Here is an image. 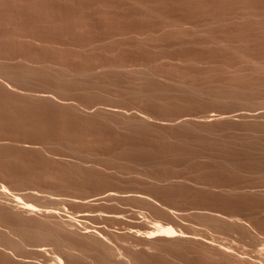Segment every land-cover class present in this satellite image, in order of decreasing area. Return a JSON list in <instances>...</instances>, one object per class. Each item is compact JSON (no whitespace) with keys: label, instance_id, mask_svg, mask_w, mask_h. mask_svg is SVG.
<instances>
[{"label":"rangeland","instance_id":"374dc122","mask_svg":"<svg viewBox=\"0 0 264 264\" xmlns=\"http://www.w3.org/2000/svg\"><path fill=\"white\" fill-rule=\"evenodd\" d=\"M262 68L264 0H0V264H236L209 244L264 240Z\"/></svg>","mask_w":264,"mask_h":264},{"label":"bare ground","instance_id":"6f19581e","mask_svg":"<svg viewBox=\"0 0 264 264\" xmlns=\"http://www.w3.org/2000/svg\"><path fill=\"white\" fill-rule=\"evenodd\" d=\"M252 62V61H251ZM256 63V62H255ZM259 64V63H258ZM256 65V64H255ZM261 69V68H260ZM263 69V68H262ZM264 70V69H263ZM51 97V96H50ZM52 98V97H51ZM50 99V98H49ZM255 112H257V111H255ZM258 113V112H257ZM260 113V115L259 116H261L262 118H263V116H264V112H259ZM253 115V114H252ZM258 115V114H257ZM245 116V115H244ZM251 116V115H250ZM253 117V116H252ZM251 117V118H252ZM258 117V116H257ZM260 117V118H261ZM145 118V117H144ZM247 118V117H246ZM146 119V118H145ZM259 119V118H258ZM264 119V118H263ZM144 121V120H143ZM142 121V122H143ZM146 122V121H145ZM264 175V174H263ZM263 180V179H262ZM260 182V181H259ZM219 183V182H218ZM222 183V182H221ZM254 184V183H253ZM211 185V184H210ZM238 185H240V184H238ZM245 185V184H244ZM262 185V184H261ZM249 186V185H248ZM259 186V185H258ZM242 187V186H241ZM245 187V186H244ZM255 187V186H254ZM253 187V188H254ZM204 188V187H203ZM206 188V187H205ZM212 188V187H211ZM210 188V189H211ZM226 188V187H225ZM246 188V187H245ZM252 188V190H254V189H256V188H254L253 189ZM209 189V190H210ZM224 189V188H223ZM209 190H207V191H209ZM226 190V189H225ZM234 190V189H233ZM232 190V191H233ZM240 190V189H239ZM243 190H245V189H243ZM252 190H250V191H252ZM257 190H260V189H257ZM263 190V189H262ZM5 191V190H4ZM3 191V192H4ZM217 191H219V190H217ZM229 192H231L230 190H228ZM237 192V191H236ZM253 192V191H252ZM8 193H10V191L8 192ZM234 193V192H233ZM232 193V194H233ZM240 193H241V191H240ZM240 193H239V195H240ZM244 193V192H243ZM254 193V192H253ZM257 193V192H256ZM7 194V192H5V195ZM11 194V193H10ZM9 194V195H10ZM249 194V193H248ZM258 194H260V192L258 193ZM9 195H7V197L6 198H10L9 200L13 203V205H12V209L15 211V213L18 215V216H20V215H22V217H23V215H29V216H38V215H45V217L47 216V215H49L50 217L52 216L53 218H55L53 215H50L51 213H50V211H48V212H46V211H44V212H42V209H40V208H37V207H35L34 205H31L30 203H26L22 198H21V196H9ZM14 195V194H13ZM226 195V194H225ZM228 195V194H227ZM238 195V194H237ZM247 195V194H246ZM37 196H38V194H37ZM23 197V196H22ZM29 197V196H28ZM30 198V197H29ZM8 199H6L7 201H8ZM108 199V198H107ZM26 200V199H25ZM28 200H30V199H28ZM31 200H32V197H31ZM33 201V200H32ZM29 202V201H28ZM8 203V202H7ZM4 205V204H3ZM6 205V204H5ZM10 205V204H9ZM35 205H37V204H35ZM162 205V204H161ZM1 208H3V207H1ZM45 208V207H44ZM163 208H164V206H163ZM5 209H6V206H5ZM4 209V210H5ZM48 209H50V208H48ZM212 209V208H211ZM215 209V208H214ZM219 209H221V208H219ZM2 210V209H1ZM9 210H11V207H10V209ZM210 210V209H209ZM208 210V211H209ZM224 210V209H223ZM167 211V210H166ZM165 211V212H166ZM168 212H170V211H168ZM226 212V211H225ZM238 212V211H237ZM14 213V214H15ZM101 213V212H100ZM107 213V212H106ZM178 213V212H177ZM228 213V212H227ZM10 214H11V212H10ZM90 214V213H89ZM116 214V213H115ZM202 214V213H201ZM213 214V213H212ZM218 214V213H217ZM222 214V213H221ZM254 214V213H253ZM262 214V213H261ZM12 215H13V212H12ZM17 215H15V216H17ZM91 215V214H90ZM114 215V214H113ZM200 215V214H199ZM209 215V214H208ZM225 215V214H224ZM223 215V216H224ZM234 215L235 214H233V216H230L229 218L227 217V219H226V217H224L225 218V220H223V222H221L222 224H219L220 226H221V231H223L224 232V230L222 229V226H223V228H226V230L228 229V232L230 233H234V230L235 229H238L239 231H241V234L243 235V236H245V237H247V236H252V234H254L253 233V231H251L250 230V228H247L245 225H243L242 223H241V220H243V218L244 217H242V219H240L239 218V216H238V218H236V217H234ZM239 215V214H238ZM251 215V214H250ZM17 216V217H18ZM105 216V215H104ZM121 216V215H120ZM209 216H211V214L209 215ZM215 216V215H214ZM216 216H218V215H216ZM237 216V215H236ZM38 217H40V216H38ZM48 217V216H47ZM101 217V216H100ZM117 217V216H116ZM171 217V216H170ZM184 217V216H183ZM189 217V216H188ZM207 217V216H206ZM212 217V216H211ZM210 217V218H211ZM221 217H222V215H221ZM251 217H252V215H251ZM258 217V216H257ZM262 217V216H261ZM3 218H5V217H3ZM10 218V217H9ZM14 218H16V217H14ZM35 218V217H34ZM37 218V217H36ZM57 218V217H56ZM181 218V217H180ZM248 218V217H247ZM246 218V219H247ZM250 218V217H249ZM11 219V218H10ZM30 219V218H29ZM31 219H33V218H31ZM47 219V218H46ZM168 219V218H167ZM211 219H213V218H211ZM211 219L209 220V222L211 221ZM222 219H223V217H222ZM245 219V218H244ZM253 219V218H252ZM28 220V219H27ZM34 220V219H33ZM45 220V219H44ZM53 220H55V219H53ZM61 220V219H60ZM111 220V219H110ZM115 220V219H114ZM143 220V219H142ZM147 220V219H146ZM145 220V221H146ZM203 219H201V221H202ZM218 220V222L220 223V221H219V219H217ZM217 220H215L216 222H217ZM220 220H221V218H220ZM250 220V219H249ZM4 221H5V219H4ZM15 221V220H14ZM37 221H39L38 219H37ZM168 221V220H167ZM200 221V222H201ZM244 221V220H243ZM247 221V220H246ZM251 221V220H250ZM3 222V221H2ZM9 221H7V223H8ZM35 222V221H34ZM44 222V221H43ZM43 222L41 223H38L37 225H39V224H43ZM53 222H55V221H53ZM80 222V221H79ZM78 222V223H79ZM152 221H150V223H151ZM205 222V221H204ZM248 222V221H247ZM253 222V221H252ZM251 222V223H252ZM6 223V224H7ZM31 223V222H30ZM29 223V224H30ZM69 223L71 224V225H73L74 223L73 222H71V221H69ZM208 223V222H207ZM212 223V222H211ZM250 223V222H249ZM250 223V224H251ZM3 224V223H2ZM23 224H24V222H23ZM31 224H33V223H31ZM50 224V223H49ZM53 223H51V225H52ZM84 224V223H83ZM82 224V225H83ZM86 224V223H85ZM143 224V223H142ZM151 224H153V223H151ZM206 224V223H205ZM216 224V223H215ZM214 224V225H215ZM247 224V223H246ZM4 225V224H3ZM12 225H14V223L12 224ZM25 225V224H24ZM62 226L63 225H65V223L64 224H61ZM71 225L69 226V227H71ZM74 225H76V224H74ZM147 225V224H146ZM217 225V224H216ZM218 225V226H219ZM19 226V225H18ZM27 226H29V225H27ZM45 226H47V225H45ZM44 226V227H45ZM54 226V225H53ZM53 226H51V227H53ZM77 226H79V225H77ZM76 226V227H77ZM157 228H158V226L157 225H155ZM162 226H164V225H162ZM162 226H159V227H162ZM177 226V225H176ZM200 226H202V225H200ZM208 226V225H207ZM212 226H213V224H212ZM218 226H217V228L216 229H218ZM2 227H4V226H2ZM7 227V226H6ZM16 227V226H15ZM23 227V226H22ZM22 227H19V228H22ZM32 227H34V226H31V228ZM48 227H50V226H48ZM59 227V226H58ZM61 227V226H60ZM84 227V226H83ZM88 227V226H87ZM145 227V226H144ZM153 227V226H152ZM172 226H168V227H165L164 226V228H158V229H154V230H151L150 231V233H148V235L146 234V233H144V234H146L147 236H146V238L148 237V238H154V237H159L160 236V238L161 237H164V238H168V239H170V238H175V237H180V233L179 232H177L176 231V229H177V227L175 228V230H174V228L172 227ZM204 227H206V226H204ZM213 227H215V226H213ZM250 227V226H249ZM18 228V230H20ZM30 228V227H29ZM28 228V229H29ZM40 228V227H39ZM56 228V227H55ZM73 228H75V226L73 227ZM129 228H130V225H129ZM134 228V227H133ZM155 228V227H154ZM186 228H188V227H186ZM192 228V227H191ZM9 229V228H8ZM16 229V228H15ZM25 230L24 231H26V228H24ZM34 229V228H33ZM32 229V230H33ZM45 229H47V228H45ZM44 229V230H45ZM51 229V228H50ZM49 229V230H50ZM57 229V228H56ZM134 229H136V228H134ZM180 229H181V227H180ZM193 229V228H192ZM191 229V230H192ZM200 229V228H199ZM205 229V228H204ZM209 229H210V227H209ZM215 229V231H217ZM220 229V228H219ZM218 229V230H219ZM2 230H4V229H2ZM13 230V229H12ZM17 230V231H18ZM23 230V229H22ZM41 230H42V228H41ZM40 230V231H41ZM48 230V229H47ZM46 230V231H47ZM54 230V229H53ZM73 230V229H72ZM132 230V229H131ZM143 231H144V229H142ZM179 230V229H178ZM190 230V231H191ZM195 230V229H194ZM207 230V229H206ZM225 230V231H226ZM253 230V229H252ZM9 231H11V230H9ZM8 231V232H9ZM30 230H28V231H26V233L25 234H27L28 232H29ZM39 231V232H40ZM57 231V230H56ZM179 231H181V230H179ZM195 231H197V230H195ZM255 231V230H254ZM15 231H13V233H14ZM21 232V231H20ZM53 232V231H52ZM59 232V231H58ZM61 232H63V231H61ZM79 232V231H78ZM145 232V231H144ZM187 232V231H186ZM207 232V231H206ZM219 232H220V230H219ZM1 233V232H0ZM33 233H36V232H33ZM32 233V234H33ZM41 233V232H40ZM44 233V232H43ZM54 233V232H53ZM67 233V232H66ZM179 234V236L177 235V234ZM191 233H193V232H191ZM225 233V232H224ZM236 233H238V232H236ZM235 233V234H236ZM258 233V232H257ZM18 234H19V236L21 235V233H19V231H18ZM25 234H22V235H24V236H26V240H27V236H29V235H25ZM70 234V233H69ZM137 234V233H136ZM184 233H182L181 232V237H183L184 235H183ZM201 234V233H200ZM205 234V233H204ZM207 234V233H206ZM211 234V233H210ZM216 234H217V232H216ZM263 234V233H262ZM2 236L4 235V234H1ZM6 235V234H5ZM16 235V234H15ZM37 235H38V231H37ZM37 235H35V236H37ZM44 235V234H43ZM46 235H47V232H46ZM57 235V234H56ZM84 235L85 236H88V237H90V238H93V239H96V240H99V242L102 244V246L104 247L103 248V250H105V248L107 249V252H108V254L111 256L110 258H109V260H111V258H113V259H116V258H118L119 256H120V254H119V252L117 251V249L115 250V248H112V247H110V246H108V244H107V242H106V240H102V236L101 235H99V234H97V233H95V232H92V231H86L85 233H84ZM141 235V234H140ZM186 235V234H185ZM213 235V234H212ZM211 235V236H212ZM215 235V234H214ZM220 235H222V234H220ZM227 235V234H226ZM234 235V234H233ZM255 235V234H254ZM13 236V235H12ZM17 236V235H16ZM31 236V235H30ZM29 236V237H30ZM34 236V235H33ZM39 236V235H38ZM37 236V237H38ZM45 236V235H44ZM83 236V235H82ZM114 236V235H113ZM116 236V235H115ZM123 236V235H122ZM193 236H195V234L193 235ZM198 236H202V235H199L198 234ZM205 236H208V235H205ZM210 236V235H209ZM210 236V237H211ZM15 237V236H14ZM22 237V236H21ZM20 237V238H21ZM29 237H28V239H29ZM41 237V236H40ZM45 237H47V236H45ZM52 237H53V235H52ZM59 237V236H58ZM84 237V236H83ZM106 237V236H105ZM128 237H130L129 235H128ZM188 237H190V236H188ZM227 237H229V236H227ZM234 237H236V236H234ZM240 237L243 239V237L240 235ZM244 237V238H245ZM249 237V238H250ZM261 237H263V236H261ZM1 238V237H0ZM11 239L13 238V237H10ZM18 238V237H17ZM19 238V239H20ZM22 238H24V237H22ZM89 238V239H90ZM109 238V237H108ZM107 238V239H108ZM117 238V237H116ZM136 238V237H135ZM184 238V237H183ZM187 238V237H186ZM217 238V237H216ZM238 238H239V235H238ZM248 238V237H247ZM256 238V236L254 237V239ZM14 239V238H13ZM18 239V241H20ZM25 239V238H24ZM32 239V238H31ZM41 239V238H40ZM39 239V240H40ZM56 239V238H55ZM75 239H76V236H75ZM79 239V238H78ZM81 239V238H80ZM87 239V238H86ZM92 239V240H93ZM113 239V238H112ZM112 239H110V240H112ZM140 239V238H139ZM138 239V240H139ZM190 239V238H189ZM195 239H198V238H196L195 237ZM209 239V238H208ZM211 239V238H210ZM209 239V240H210ZM220 239H221V236H220ZM219 238H217V239H211V241H212V243H210L209 245H211V248L212 249H214L215 251H216V253L217 254H219V255H221L222 256V258L224 257V258H226L227 260L226 261H231V262H233V263H236V264H264V244H262L263 243V241L264 240H262L261 242L262 243H259L257 240H255V241H257V242H254L252 239H250V242H253L252 244H253V246H252V248H251V246H249L251 249L250 250H248V249H243L242 247H240V246H237V247H235V246H233V245H231L230 243H225V241L223 242L222 240H220ZM30 240V239H29ZM37 240H38V238H37ZM42 240V239H41ZM49 240V239H48ZM68 240V239H67ZM84 240H85V238H84ZM91 240V239H90ZM208 240V241H209ZM249 239H247V241H248ZM258 240H260V239H258ZM8 241H9V239H8ZM13 241V240H12ZM16 241V240H15ZM22 241V240H21ZM55 241V240H54ZM135 241V240H134ZM141 241V240H140ZM143 241V240H142ZM187 241V240H186ZM189 241V240H188ZM204 241V240H203ZM9 242H11V241H9ZM32 242H33V240H32ZM35 242V241H34ZM33 242V243H34ZM53 242V241H52ZM58 241H55V242H53V243H57ZM62 242V241H61ZM64 242V241H63ZM71 242V241H70ZM98 242V243H99ZM106 242V243H105ZM110 242V241H109ZM146 242V241H145ZM152 242V241H151ZM178 242V241H177ZM207 242V241H206ZM235 242V241H234ZM233 242V243H234ZM242 241H240V243H241ZM246 242V241H245ZM244 242V243H245ZM5 243H7L8 244V242H5ZM18 243H20V242H18ZM35 243H38L37 241L35 242ZM34 243V244H35ZM40 243V242H39ZM45 243V242H44ZM65 243H67V242H65ZM74 243V242H73ZM90 243V242H89ZM94 242H92L91 244H93ZM96 244H97V242H95ZM99 243V244H100ZM111 243V242H110ZM109 243V244H110ZM140 243H142V242H140ZM202 243V242H201ZM236 243V242H235ZM239 243V242H238ZM11 244V243H10ZM27 244H29V243H27ZM33 244V248L35 247L36 248V244L34 245ZM43 244V243H42ZM59 244V243H58ZM95 244V245H96ZM137 244V243H136ZM143 244V243H142ZM151 244V243H150ZM159 244H161V242L159 243ZM198 244V243H197ZM207 244V243H206ZM251 244V245H252ZM6 245V244H5ZM17 245V244H16ZM32 245V244H31ZM31 245H29V247L31 246ZM38 245L39 244H37V247H38ZM44 245V244H43ZM57 245V244H56ZM62 244H60L59 246H61ZM70 245V244H69ZM69 245H66L67 247L69 246ZM77 245V244H76ZM86 245H87V242H86ZM98 245V244H97ZM112 245V244H111ZM134 245V244H133ZM144 245V244H143ZM182 245H183V243H182ZM249 245V244H248ZM247 245V246H248ZM25 246H26V244H25ZM28 246V245H27ZM55 246V245H54ZM59 246H57V247H59ZM63 246H65V245H63ZM73 246V245H72ZM102 246H101V249H102ZM177 246V245H176ZM196 246V245H195ZM49 247V246H48ZM73 247H75V246H73ZM92 247V246H91ZM133 247V246H132ZM143 247V246H142ZM151 247V246H150ZM191 247V246H190ZM203 247H204V245H203ZM239 247V248H238ZM245 247V246H244ZM46 248V247H45ZM44 248V249H45ZM63 248V250H64V248H66V247H62ZM69 248H71L70 246H69ZM100 248V247H99ZM152 248V247H151ZM157 248V247H156ZM240 248H242V249H240ZM247 248V247H246ZM22 249H25L24 248V246H23V248ZM21 249V250H22ZM29 249V248H28ZM27 249V250H28ZM43 249V250H44ZM56 249V247H54V249H52V250H55ZM79 249V248H78ZM123 249V248H122ZM135 249V248H134ZM144 249V248H143ZM147 249V248H146ZM163 249V248H162ZM208 249V248H207ZM15 250V249H14ZM37 250V249H36ZM70 250V249H69ZM73 250H75V249H73ZM90 250H92V249H90ZM150 250V249H149ZM152 250V249H151ZM16 251H18V249L16 250ZM40 251V250H39ZM42 251V250H41ZM68 251V250H67ZM102 251V250H101ZM134 251V250H133ZM132 251V252H133ZM147 251V250H146ZM153 251H154V249H153ZM25 252H27V251H25ZM24 252V253H25ZM43 252V251H42ZM59 252V251H58ZM66 252V251H65ZM102 252H104V251H102ZM142 252V251H141ZM151 252V251H150ZM157 252V251H156ZM159 252V251H158ZM203 252V251H202ZM18 253V252H17ZM33 253V252H32ZM36 253V252H35ZM34 253V254H35ZM60 253V252H59ZM70 253V252H69ZM78 253V252H77ZM79 253H82L83 254V252L81 251H79ZM95 253V252H94ZM106 253V252H105ZM124 253H126V252H124ZM128 253H129V250H128ZM135 253H136V251H135ZM140 253V252H139ZM145 253V252H144ZM11 254H12V252H11ZM22 254V253H21ZM31 254V253H30ZM37 254V253H36ZM40 254V253H39ZM38 254V255H39ZM42 254H44V253H42ZM47 254V253H46ZM73 254V253H72ZM96 254H98V253H96ZM104 253H102V255H103ZM107 254V253H106ZM147 254V253H146ZM205 254V253H204ZM48 255H50V254H48ZM69 255V254H68ZM67 255V256H68ZM77 256L78 254H75V252H74V256ZM80 256H81V254H79ZM83 255H86L85 254V252H84V254ZM91 255V254H90ZM89 255V256H90ZM131 255V254H130ZM129 255V256H130ZM140 255V254H139ZM206 255V254H205ZM21 256V255H20ZM22 256H24V255H22ZM30 256V255H29ZM54 256H55V258H54ZM53 256V258H54V260H55V264H65V261L62 259L63 258V256H61V257H59V256H57V255H54ZM57 256V257H56ZM79 256V257H80ZM94 256V255H93ZM105 256V255H104ZM103 256V257H104ZM124 256V255H123ZM128 256V257H129ZM31 258L33 257V256H30ZM39 257V256H38ZM66 257V256H65ZM73 257V256H72ZM95 258H96V256H94ZM109 257V256H108ZM121 258H122V256H120ZM125 257V256H124ZM131 257V256H130ZM129 257V258H130ZM214 257H215V255H214ZM220 257V256H219ZM52 258V257H51ZM80 258H82V256L80 257ZM84 258V257H83ZM97 258H98V256H97ZM102 258V257H101ZM121 258H119V260L121 259ZM132 258V257H131ZM33 259V258H32ZM75 259V258H74ZM105 259V258H104ZM107 259V258H106ZM140 259V258H139ZM216 259V258H215ZM217 259H218V257H217ZM53 260V261H54ZM70 260V259H69ZM77 260H79L78 259V256H77ZM81 260V259H80ZM117 260V259H116ZM42 261V260H41ZM51 261V260H50ZM76 261V260H75ZM103 261V260H102ZM101 261V262H102ZM107 261V260H106ZM105 261V262H106ZM114 261V260H113ZM121 261V260H120ZM127 261V260H126ZM132 262H133V260H131ZM218 261V260H217ZM73 262V261H72ZM77 262V261H76ZM75 262V263H76ZM86 262H88V261H86ZM123 262V264H132L131 262H124V260L122 261ZM121 262V263H122ZM213 262V261H212ZM221 261H219V263H220ZM69 263V262H68ZM100 263V262H99ZM112 263V262H111ZM115 263V262H114ZM117 263H120L119 261L117 262ZM116 263V264H117ZM120 263V264H121ZM40 264V263H39ZM53 264V263H52ZM71 264V263H70ZM74 264V263H73ZM82 264V263H81ZM87 264V263H86ZM104 264H106V263H104ZM108 264V263H107ZM113 264V263H112ZM135 264H137V263H135ZM213 264H215V263H213Z\"/></svg>","mask_w":264,"mask_h":264}]
</instances>
